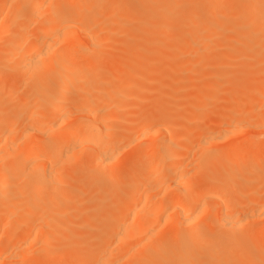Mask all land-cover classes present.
I'll use <instances>...</instances> for the list:
<instances>
[{
  "label": "bare ground",
  "instance_id": "obj_1",
  "mask_svg": "<svg viewBox=\"0 0 264 264\" xmlns=\"http://www.w3.org/2000/svg\"><path fill=\"white\" fill-rule=\"evenodd\" d=\"M102 1L6 0L5 7H0V29L26 20L19 36L14 35L5 44L10 52L17 46L15 53L12 51L8 62L0 64V91H23L21 99L14 100L17 102L0 101V122L9 121L0 124V264H53L55 259L67 257L94 264H264V199L247 195L248 191L260 193L258 182L264 177V166L249 159L238 162L239 157L264 149V142L245 137L247 132L264 131V119L252 120L255 113L250 111L254 114L250 115L246 110L251 100H243L245 96L240 95L246 82L264 83V68L247 70L234 64L250 59L258 67L264 65V0H210L203 18L194 22L193 17L192 22L179 25L176 33L167 27L164 36L152 41L144 27L162 24L157 21L158 11L168 14L164 21H173L177 17L174 12L202 11L204 5L197 0H142L136 13L124 14L118 8L104 7ZM226 1L238 2L234 13L224 8ZM107 17L117 24H111ZM109 23L118 29L107 30ZM256 23L261 27L255 28ZM133 24L135 29H126ZM3 30L7 32L5 27L0 30V39ZM137 33L141 35L139 41L135 39ZM115 37L122 39L117 41ZM114 41L120 46L119 53L126 55L131 49L143 53L146 46L164 44H168V53L157 52L162 58L154 61L149 53L139 55L135 57L137 63L120 73L100 65V49ZM201 49L209 54L220 49L221 53L203 60L195 52ZM6 51L0 52V57L9 53ZM181 53L188 54L181 58ZM138 60L151 63L153 69L139 73ZM199 64L200 70L204 66L208 70L192 72L193 84H182V73L188 74ZM237 67L246 71L236 72ZM160 68H167L165 74ZM187 74L184 77L191 72ZM158 78L173 85L180 83V87L188 85L186 92H181L182 99L177 97L181 104L166 106L181 109L179 117H169L159 104L161 97L169 99V93L163 92L172 89ZM210 79L213 83L202 84ZM141 81L167 85L162 91L156 85L149 88L163 94L157 100L160 107L150 110L134 106L133 114H128L130 119L133 115V129L109 137L114 127L111 124L119 121L118 110L126 105L116 97L127 89L141 92ZM218 81L225 85L221 88ZM254 93L250 90L249 96ZM145 95L146 100L152 99ZM256 105L255 110L259 101ZM176 110L172 112L177 115ZM132 130L149 141V146L138 148V142L137 146L132 143ZM218 144L224 145L223 151L218 150ZM85 151L91 157L93 154L96 166L86 179L104 178L112 160L124 156L121 161L125 165L117 162L129 164L131 173L138 174L116 211L113 229L101 222V215L90 219L71 216L66 213L69 207L63 206L66 211L62 204L57 206L63 197L60 188L81 182L77 175L70 181L62 180V176L72 171L73 164L68 163ZM8 187L11 192L6 194ZM156 197L160 202L159 198L150 201ZM63 211L66 219L54 216L55 212L64 215ZM245 223L247 227L243 228ZM86 228L94 231L88 238L80 231ZM59 235L64 243L56 246ZM80 235L93 245L75 248V243L84 241ZM225 237L227 246L215 257L209 251L198 261L193 253L188 252L190 259L180 252L205 255L202 251L207 250L203 247L207 241ZM162 248H167L166 257L156 255L155 251ZM157 257L163 259L156 261Z\"/></svg>",
  "mask_w": 264,
  "mask_h": 264
},
{
  "label": "rangeland",
  "instance_id": "obj_2",
  "mask_svg": "<svg viewBox=\"0 0 264 264\" xmlns=\"http://www.w3.org/2000/svg\"><path fill=\"white\" fill-rule=\"evenodd\" d=\"M5 1L6 0H0V7L1 8H3V7H5L4 5H5ZM142 0H103L102 1V3H103V6L104 7H106V8H109V7H111V8H114V9H117L118 11H122V13H124V11H125V13L127 12V13H132V12H134V13H136V11H137V9L139 10V3L141 2ZM150 1H155V0H150ZM197 3L200 5V6H203L204 8V10H202V11H196V12H193V13H183V10H182V12H181V10L180 11H177V12H174L173 14L175 15V16H177L173 21H164L165 20V18L168 16V14L166 13V12H163L162 10L161 11H158L157 12V14H158V18L160 17V19L158 20L157 19V21H161L160 22V24L161 25H159V24H157L156 26H158V27H156L155 25V27L153 26V25H151L150 23H149V25H147V27L145 26L144 28L146 29V34H147V36H148V38L149 39H151V41L152 40H155V39H158V38H160V36H164L166 33H167V27H172L173 28V32H175L176 33V30L178 29V27H179V25L181 26V24H183V23H186V24H188L187 22L189 21V20H191V22H192V18H193V21L194 22H196L197 20H195V18L196 19H199V17H200V19H201V17L203 18L205 15H206V8L208 7V6H210L211 5V1L210 0H197ZM226 3H227V5H226ZM115 6V7H114ZM224 6H226V7H224L226 10H228V12H231V13H234L235 12V9L237 8V6H238V2L237 1H226L225 2V5ZM138 7V8H137ZM124 13V14H125ZM4 14V13H3ZM178 14V15H177ZM5 15V14H4ZM2 16V17H5V16ZM2 17H1V19H2ZM162 17H164V19L162 18ZM108 19H110V23L111 24H113L114 25V23L115 24H117V22H115L114 21V19H111L112 17H107ZM5 20H7V19H5ZM26 20H23V19H19V20H17V24L15 23V24H11L10 26L8 25H6V26H4L5 25V23H6V21H5V23L3 22V26L5 27V29H6V31L7 32H4V30H3V33H1V34H3V35H1V39H0V52H2V53H5V51L7 50V46H5V44L9 41V40H13L12 39V37L14 38V35H17V36H19V33H20V28H21V25H26V22H25ZM8 23V22H7ZM6 23V24H7ZM108 24V26H106V28H107V30H109V31H112V29L111 28H114L115 30H117L118 29V27L119 26H112L111 24ZM130 25V24H129ZM129 25L126 27V29H128V30H132V29H135V28H133L134 27V24L133 25H131L130 27H129ZM258 25V26H257ZM2 26V25H1ZM255 26V28H259V26L261 27V24L260 23H256V25H254ZM257 26V27H256ZM4 27H2L0 30H2ZM149 27H150V29H149ZM113 29V30H114ZM0 32H2V31H0ZM141 35H140V33H137L136 34V37H135V39L136 40H138L139 41V37H140ZM149 36H151V37H149ZM115 38H117L116 40L117 41H119V40H121L122 38H120V39H118V37H115ZM17 39H18V37L17 38H15V41H17ZM168 44H164V45H161V46H146L145 47V51L143 52V53H139V52H137L136 50H134V49H131V51H130V53L129 54H123V53H119V48H120V46H115V41L112 43H108L106 46H103L101 49H100V52H101V54L103 55L102 56V61H101V63H100V65L102 66V68H108V69H111V70H117V71H119L120 73H122L124 70H125V67H131V66H133L134 65V63H137V60H136V58L135 57H139V55H143L144 53L145 54H150V58H152L153 59V61L154 60H156V59H160V58H162V57H158V55L160 56V54H162V52L163 53H166V51H168V49H167V46ZM16 47L17 46H13L11 49H12V51L15 53V49H16ZM160 47H161V49H160ZM222 49V48H221ZM161 50V51H160ZM202 50V49H201ZM11 51V52H12ZM203 51H205V50H202V51H200V50H198V52L197 51H195L199 56H201V59H203V60H205L207 57H210V56H212V55H218V53H221L220 52V49H218V50H216V51H213V52H211L210 51V53L211 54H209V52H203ZM226 51H228V50H226ZM226 51H224V53L226 52ZM6 52H9L7 55L6 54H4V56H2V57H0V64H4V63H7L8 62V60H9V58L11 57L10 55H12V53L9 51V50H7ZM134 52V53H133ZM157 52H159V53H157ZM151 53L153 54V55H151ZM168 53V52H167ZM167 53L165 54V55H167ZM156 54H158V55H156ZM187 54L188 53H181V58H183V55H186L187 56ZM205 54H207V56L205 55ZM165 55H163V56H165ZM202 55H204L203 57H202ZM180 56V55H179ZM186 56H184V57H186ZM120 57V58H119ZM129 57V58H128ZM205 57V58H204ZM180 58V57H179ZM121 59V60H120ZM243 60H245V61H242V60H238L239 62H235L234 64L236 65V66H242L243 68H245V69H249V68H251V69H253L255 66V68H264V65H260L259 67L257 66L258 64L256 63V61L255 62H253V60H250V59H243ZM126 61V62H125ZM240 61H242V62H240ZM129 64H128V63ZM131 63V64H130ZM138 63H139V65H138V69L140 70L139 71V73H141V74H146V73H149L150 72V70H152L153 69V67H151L150 66V64L151 63H142L141 62V60H138ZM153 63V62H152ZM148 65H149V67H148ZM153 65V64H152ZM201 66L202 65H200L199 64V67H193V71L191 70L190 72H191V74H190V72L187 74V72H185V73H182V76H183V78H182V80H183V82H182V84H184V82L186 81V83H188L189 81H190V83L193 81L194 82V80H191V77H192V79L195 77V76H193V74H192V72L193 73H195V72H199V68H201ZM235 66V67H236ZM246 66V67H245ZM254 66V67H253ZM161 67H163V66H161ZM239 67H237L238 68V70H237V68H236V72L237 71H246L245 69H243V68H241V70H240V68ZM253 67V68H252ZM195 68V69H194ZM255 68L253 69V70H255ZM145 69V70H144ZM161 69V68H160ZM166 69L167 68H163V69H161V73L163 72L164 73V70H165V72H166ZM206 69L208 70V68L207 67H203V69H201V70H205L206 71ZM243 69V70H242ZM247 69V70H248ZM144 70V71H143ZM148 70V71H147ZM196 70V71H195ZM198 70V71H197ZM200 70V71H201ZM211 71V69L209 68V71L208 72H210ZM205 73V72H204ZM165 74V73H164ZM164 74H161V75H164ZM185 74V75H184ZM186 74L187 75H189L188 77H184V76H186ZM205 74H207V73H205ZM101 75V74H100ZM192 75V76H191ZM195 75V74H194ZM160 78H158V80H159ZM212 80H214V79H212ZM160 81V80H159ZM164 81V80H163ZM163 81L161 82L160 81V83L162 84L163 83ZM146 82H150V81H141V83H142V88H141V92H137V91H135V90H132V89H127L126 91H125V93H122L119 97H121V96H123V97H126V98H128V100L130 99V101H131V103H133L134 101L132 100V98H135L134 100H138L137 102H139V101H145L146 100V98H147V96L145 95V93L146 94H148L149 95V98L150 97H152V99L150 100L149 99V101L148 100H146L145 102L143 101V102H140V103H137L136 101L133 103V104H129L130 103V101H126V100H123V98L121 99V98H119V97H116V98H118V100L122 103V102H126V105H125V103H124V105H123V103H122V105L125 107V108H128L127 110L125 109V108H123V110H118L119 112V115L120 116H118L119 118V121H116V123H112L111 125H113L114 124V127H113V130L111 131V133L109 132L108 133V136L109 137H111V138H116V137H118L120 134H121V132H122V130L123 129H128V130H131V129H133V127H131L130 125H133V120L131 121V119H132V117H133V115H132V117H131V119L128 117L129 115L131 116V113L133 114V112H134V110H132L133 109V107L134 106H137V105H139L140 107H143L144 109H150L151 110V107H153V106H155V108H154V110L156 109V108H158V107H160V105H157L158 103H157V100L159 101V96H162L163 94L164 95H166L167 94V92L169 93V95L170 96H167L166 95V99H167V97L169 98V99H167V100H165V99H163V97H165V96H163V97H161L160 98V101H162L164 104H165V106H164V104L163 103H160V101H159V104H162L161 105V107H163V109H165V112H167L168 113V115H169V117H171V118H173V117H175V116H178L179 115V111L181 110V109H179V108H174V107H166L167 105H171V106H173V103H182L181 102V100L179 99V98H177V97H180L181 96V94H183V93H181V92H186V90L185 89H188L187 88V84L186 85H182L181 87L179 86L180 85V83H179V85H176V84H174L173 85V83L172 82H167V81H164V82H167V83H169L168 85H169V89L171 88L172 89V91H168V88H167V91H166V89H165V91L166 92H163V94L161 95V93L160 92H158V91H156L157 90V88H156V90H154V91H150V89H155V85L156 86H158V90H159V88L161 89V88H164L165 86H167V85H164V87H163V85H159V82H155V81H151L150 82V84H146ZM217 82V81H216ZM166 83V84H167ZM210 83H213L212 81H211V79L210 80H208V81H205L204 83H202L203 85H208V84H210ZM248 83H249V85H248ZM154 86H153V85ZM191 84H193V83H191ZM190 84V85H191ZM225 85V83L224 82H219L218 81V85L222 88V86L221 85ZM149 85H150V87H149ZM172 85V86H171ZM199 85H201V84H199ZM247 85V86H246ZM173 86L175 87V86H178V88L177 89H173ZM227 86V85H226ZM244 86V87H243ZM242 86V90L243 91H245V92H243L242 90L240 91V95H241V97L244 95L245 97L243 98L242 97V99L244 100L245 98H249V100H251L250 102H251V105L250 106H248L247 107V112L250 114L251 112H254L255 113V116H253V118L251 117V119L252 120H254V118H255V120H262V119H264V105L262 106V104L264 103L263 101H264V93H260L261 92V90H264V83H256V84H252L251 82H246V84H244ZM250 88V90H255V93L252 95V96H249V92H250V90H248V91H246V89H249ZM150 88V89H149ZM225 88V87H224ZM223 88V89H224ZM246 88V89H245ZM147 89H148V91H150V92H148L147 91ZM185 90V91H180V90ZM143 90H144V92L145 91H147V92H143ZM177 90H179V91H177ZM128 91V92H127ZM160 91V90H159ZM161 91H162V89H161ZM134 92V93H133ZM177 92V93H176ZM143 93V94H142ZM178 93H180V94H178ZM248 93V94H247ZM21 94L23 95V91L22 90H17L16 92H14V93H12V92H6V91H0V101H3V102H5V103H9V102H13L14 100H20L21 98ZM185 94V93H184ZM16 95H18V97L19 98H17L16 97ZM134 95H135V97H134ZM151 95V96H150ZM158 95V96H157ZM179 95V96H178ZM247 95V96H246ZM158 97V98H157ZM17 98V99H16ZM126 98H124V99H126ZM171 98H172V100H171ZM181 99H182V96L180 97ZM22 99H23V96H22ZM178 99H179V101H178ZM176 100V101H175ZM17 101H14V102H17ZM133 101V102H132ZM155 101H156V104H155ZM258 101H259V105H258V107H257V109L255 110V107L257 106L256 104L258 103ZM183 102H184V100H183ZM129 104V105H128ZM141 104V105H140ZM143 104V105H142ZM145 104V105H144ZM253 104H254V106H253ZM127 106V107H126ZM262 106V110H259V108ZM129 107H132L131 108V110L129 109ZM253 107V108H252ZM176 109H179V110H176ZM252 109H254V111H252ZM175 110H176V112L178 111V113H177V115L176 114H173V112L172 111H174L175 112ZM114 110H112L111 112L112 113H114L113 112ZM182 111V110H181ZM251 111V112H250ZM115 112H116V110H115ZM172 112V113H171ZM256 113H258L257 115H256ZM259 113H260V115H259ZM117 114V113H116ZM129 114V115H128ZM253 114V113H252ZM252 114H250V115H252ZM182 115V114H181ZM254 115V114H253ZM257 116V117H256ZM126 117H128V118H126ZM179 117V116H178ZM126 119V120H125ZM130 119V120H129ZM134 119V118H133ZM176 119V118H175ZM122 120V121H121ZM125 120V121H124ZM9 121H5V122H0V124L1 125H6V123H8ZM132 123V124H131ZM261 131H263V130H256V132L254 131V132H247V134L246 133H243V135H245V137L246 138H248L249 140L248 141H252V142H258V141H260V142H264V131L263 132H261ZM138 132L136 131V130H134V133H133V130H132V134L131 135H133V138L131 137V140L133 139H135L134 141H132V143H135V145L137 146V142L139 143L138 145L139 146H137L138 148L139 147H145V146H143L144 144L146 145V143H148L149 141H147V140H144L142 137H141V135L139 136V134H137ZM3 136H5L4 134H2ZM242 134L241 135H239L241 138L242 137H244ZM248 135V136H247ZM249 136H253V138L254 139H256V140H254L253 138L252 139H250L249 138ZM240 137H238V138H240ZM246 138H244V139H246ZM3 139V138H2ZM148 144H150V143H148ZM142 145V146H141ZM146 146H149V145H146ZM219 147V151H223L224 150V145H222V144H218L217 145V148ZM220 147H221V149H220ZM193 151L194 150H191L190 151V154H192L193 153ZM133 153V152H132ZM132 153H129V154H127V155H129V156H132V158L134 157V154L132 155ZM91 154V153H90ZM90 154H88L87 153V151H85V152H83L81 155H79L78 157H76V158H74V160H72V161H70L68 164L69 165H72L73 164V166L71 167V172L69 173V174H67V175H65V176H62V180H67V181H70L72 178H73V176L74 175H77V176H79V178H81L80 180H81V182L80 183H77V184H70L69 186H65V187H61L60 189L62 190H59L60 191V193L61 192H63V197H61V199L63 200V202H62V200H61V203L60 204H57L58 203V201H56V203H55V205L57 204V206H59V205H61L62 204V207L63 206H67V207H69V209H68V212H66L68 215H71V216H74L75 214H76V216H78V215H81V216H83V217H86V218H88V219H90V218H93V217H95V216H97V215H101L102 217L100 218V220H101V222H103L104 224H106L107 225V227H110L111 229H113V225H114V221H113V218H114V216H115V214H116V211H117V209L121 206V204L123 203V202H125V200H126V197H127V191H128V189H129V187L134 183V181L136 180V177L138 176V174H136V176L135 175H133L132 173H131V170H130V166H128L129 164H126V166H123L122 164H119L120 162L121 163H123L124 164V162H122L123 160V158L125 157H123V158H121V160H117V161H119V163L117 162V161H114V160H112V164L110 163V169H109V171L107 172V174L104 176V178H101V177H96V176H94V177H92L91 179L89 178V179H86L87 177V175H89L91 172H93V171H95V168H96V166L94 165V162H93V154H92V157H91V155ZM131 154V155H130ZM248 155V154H247ZM242 156V155H241ZM253 156V157H252ZM126 158H130V157H128V156H126ZM240 158V160L238 161V162H240V161H243V160H247V161H249L250 160V162L251 161H255L257 164H260V165H263L264 166V149H258V150H256L254 153H252V155L251 154H249L248 156H246V155H243V157H239ZM249 159V160H248ZM131 160V159H130ZM127 161V160H126ZM245 161L243 162V163H245ZM115 162H117V163H115ZM128 162V161H127ZM126 162V163H127ZM70 163H72V164H70ZM247 163V162H246ZM112 165V166H111ZM125 165V164H124ZM115 166V167H114ZM70 167V166H69ZM114 169H113V168ZM98 168V167H97ZM97 170V169H96ZM210 174H212V173H210ZM201 178H197V179H195L196 181H199ZM193 180V179H192ZM191 180V181H192ZM194 183V182H193ZM196 183V182H195ZM260 184V185H259ZM251 185H253V184H251ZM258 186H260V193H262V194H253L251 191L249 192V193H252V195H250L248 192H247V195L249 196V197H254V198H258V199H260V201L262 200V199H264V196H263V189H264V177H262L260 180H259V182H258ZM101 187H102V189H101ZM257 187V186H256ZM11 190V187H8L7 188V190H5L4 192L6 193V194H8L9 192H11L10 190ZM252 189H254V186L252 187ZM100 192V193H99ZM231 193H228L227 195H230ZM47 195H49V194H47ZM60 196H62V194L61 195H59V198H60ZM261 196V197H260ZM263 197V198H262ZM157 199H155V198H151V202H153L152 200L154 199V200H157L158 201V198L159 197H156ZM66 200V202H65V200ZM72 201V202H71ZM183 200H181V202H182ZM186 201V200H185ZM185 201H183V202H185ZM26 202V201H25ZM156 202V201H155ZM159 202H160V198H159ZM158 202V203H159ZM64 208V207H63ZM52 210L53 209H51V213H52ZM55 210V209H54ZM64 210H66L67 211V209L66 208H64ZM64 212V211H63ZM65 212H64V215L63 214H56V212L54 213V216H57V215H61V216H65V214H66ZM74 214V215H73ZM70 216V217H71ZM69 217V216H68ZM67 217V218H68ZM57 218H60V216H57ZM62 218V217H61ZM64 219H66V217H64ZM68 219H71V218H68ZM1 223V222H0ZM1 224H3V221H2V223ZM246 224V223H245ZM2 226V225H1ZM0 226V227H1ZM75 226V228L77 227L76 225H73V227ZM71 228L70 229H72L73 227L72 226H70ZM247 227V224L244 226L243 225V228H246ZM75 228H73L74 230H75ZM80 228V227H79ZM84 228V227H83ZM258 228H259V225H258ZM1 229V228H0ZM62 229V232L63 233H70V231H67L68 229H65L64 228V230H65V232H64V230H63V228H59V231ZM72 229V231L74 232V233H76V231H74ZM81 229V228H80ZM79 230V229H78ZM95 230V229H94ZM58 231V232H59ZM81 231V234H83L85 237H87L88 238V236H90L91 234H93L94 233V231H93V229L91 228H86V229H83V230H80ZM78 232V231H77ZM59 233H61V232H59ZM64 235V234H63ZM78 235V234H77ZM83 235H80L81 236V238L83 239L84 238V236ZM59 239V240H58ZM63 239V238H62ZM61 239V235H59L58 236V238H57V240L58 241H55L54 243H56V244H54V245H56V246H60V245H62L63 243H64V240H62ZM82 239L80 240L81 242H82ZM85 239L86 238H84V241L80 244V243H75V245H74V247L75 248H77V247H82V248H86V247H89V246H91V245H93V242H91V241H88V239H86V241L87 242H85ZM78 242V241H77ZM208 243H205L204 244V246L203 247H205V246H207L208 248H207V250H205L204 249V251H202L203 250V248H202V253H204L205 255H199L198 254V257H197V253H195V252H192V251H186V253H185V251H180L181 252V254L183 253V255H188V257L190 256L189 254L190 253H188V252H191V253H193L192 255L193 256H196L195 257V259H202L201 257H204V256H207V255H209V254H207V253H210L209 251H212L211 253V257H215V256H213L214 254H217L218 253V250H222V249H224L226 246H227V243H228V241H227V238L225 237V239H222V240H220V241H213V240H209V241H207ZM211 242H212V244H211ZM85 243V244H84ZM78 244V245H77ZM206 248V247H205ZM167 249V248H166ZM166 249H157L155 252H156V255H158V256H160V255H164L165 256V254L167 253V251H166ZM214 250V251H213ZM200 251V252H201ZM208 251V252H207ZM166 252V253H165ZM154 253V252H153ZM185 253V254H184ZM196 254V255H195ZM155 254H154V256H156ZM191 255V256H192ZM101 256V255H100ZM99 256V257H100ZM139 257H140V255H139ZM166 257V256H165ZM187 257V256H186ZM31 258H33V257H31ZM142 258V257H141ZM190 258V257H189ZM155 259H157L156 261H158V260H161V259H163V258H155ZM191 259V258H190ZM194 259V258H193ZM83 261H84V259H82ZM86 260V259H85ZM81 261V260H80ZM77 258H75V257H67V258H60V259H55L52 263L53 264H76V263H82V261L80 262ZM87 261V260H86ZM84 261V263H82V264H94V263H91V262H89V261ZM199 261V260H198ZM93 262V261H92ZM201 262V261H200ZM199 264H201V263H199ZM202 264H206L204 261H202ZM211 264H213V262H211Z\"/></svg>",
  "mask_w": 264,
  "mask_h": 264
}]
</instances>
